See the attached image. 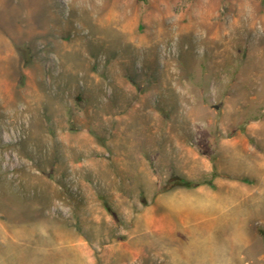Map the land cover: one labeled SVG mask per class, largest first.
Listing matches in <instances>:
<instances>
[{"label":"rangeland","instance_id":"rangeland-1","mask_svg":"<svg viewBox=\"0 0 264 264\" xmlns=\"http://www.w3.org/2000/svg\"><path fill=\"white\" fill-rule=\"evenodd\" d=\"M0 264H264V0H0Z\"/></svg>","mask_w":264,"mask_h":264},{"label":"bare ground","instance_id":"bare-ground-1","mask_svg":"<svg viewBox=\"0 0 264 264\" xmlns=\"http://www.w3.org/2000/svg\"><path fill=\"white\" fill-rule=\"evenodd\" d=\"M181 205V204H180Z\"/></svg>","mask_w":264,"mask_h":264}]
</instances>
